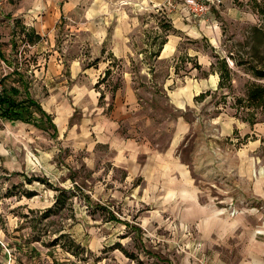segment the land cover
Masks as SVG:
<instances>
[{
    "label": "rangeland",
    "instance_id": "rangeland-1",
    "mask_svg": "<svg viewBox=\"0 0 264 264\" xmlns=\"http://www.w3.org/2000/svg\"><path fill=\"white\" fill-rule=\"evenodd\" d=\"M75 4L78 9L64 20L57 47L60 79L68 86L60 97L73 106L70 123L55 134L47 120L44 130L0 118V264H203L207 244L199 221L190 220L195 213L185 206L192 194L223 214L249 213L254 207L264 212V201L253 195L248 180L233 172L264 169V98L247 101L252 82L264 86L254 72L264 69V0ZM89 11L99 14L87 20ZM87 22L102 25L108 37L120 29L130 48L129 56L110 63V74L99 83L88 68L102 60L99 54L110 52L95 45L99 37L83 28ZM20 37L12 39L11 63L0 59V77L19 65L34 95L47 105L53 97L39 76L51 53L24 52ZM167 38L178 42L176 49L159 57ZM0 39L7 49L11 40ZM195 53L202 58L204 53L206 67L211 62L219 72L220 55L234 59L221 88L180 109L176 96L185 97L179 88L188 84V67L198 63ZM74 65L87 74L70 78ZM200 67L194 70L197 77L207 72L204 63ZM125 77L137 88L138 104L125 112L120 133L166 151L179 120L185 119L191 129L177 153L192 169H147L131 177L114 167L108 145L88 144L86 138L99 135L93 131L94 117L102 109L104 116L111 113L109 96ZM228 120L239 128L223 129ZM245 123L251 126L248 133Z\"/></svg>",
    "mask_w": 264,
    "mask_h": 264
},
{
    "label": "crops",
    "instance_id": "crops-1",
    "mask_svg": "<svg viewBox=\"0 0 264 264\" xmlns=\"http://www.w3.org/2000/svg\"><path fill=\"white\" fill-rule=\"evenodd\" d=\"M77 9L75 0H19L18 2L0 0V38L7 36L11 40L7 49H3L0 46V59L11 63L9 58L15 53L13 49L16 48L12 39L16 36H21V42L26 47L24 52L29 50V52L41 57L48 55L47 53H51L49 54L50 59L47 69L39 77L40 83L48 88L53 99L47 105L42 99L38 100V97L32 91L31 82L29 83L25 80V75L20 68L17 75L13 74V71L7 73L5 77L6 86L8 88L16 86L23 90V95L17 97V99L26 97L28 93L38 101L42 109L51 116L52 122L56 125V134L60 130V126L64 127L66 123H70V114H72L73 109L69 101L62 100L60 97L61 94L68 90V86L64 85V81L60 79L63 73L62 65L60 64V57L62 55L57 50L59 46V32L64 27V20L66 18L71 20V15ZM97 14L99 13L89 11L85 18L87 20L95 19ZM84 26L83 28L94 32L99 37V40H95V45L101 43L99 45L100 50L106 47L107 53L110 52L111 57H105L102 54L96 55L97 58L102 57V60L98 61L94 67L88 68V70L93 68L94 71H89L88 74L94 75L95 79L97 77V81L95 82L99 83L98 78H103L110 74V63L116 61V59L120 60L129 56L130 48L127 38L120 34V29L115 30L114 34L108 37L102 25L97 26L96 23L90 24L87 22ZM177 43L167 38L157 56L168 57L170 54H173ZM168 45L169 47H167ZM188 55L193 56L191 53ZM202 55L203 58L198 53L194 54V56H197L198 63L193 68L192 66L188 67L189 71L186 75L188 77V84H184L179 88L182 90L180 92L185 95V97L176 96L177 100L175 103L180 109L185 108L187 105L191 106V103H194L197 97L204 98L210 90H218L222 87L219 70H212L211 62H209L210 66L207 68L205 63L208 62V58L204 53ZM224 57L231 64L232 60L228 55H220V58ZM78 60L76 59L75 62L77 63ZM203 63L205 65V69L203 70L207 72L197 77L194 70L197 69L196 71L199 72L200 66ZM84 68L74 65L70 78L76 79L81 72L86 73ZM8 78H12L10 83H7ZM116 89V94L109 96V103L113 106L111 113H106L104 116L103 112L105 109H102L94 117L96 122L93 124V129L95 128L93 131H99V135L97 139H93L92 141L86 138L88 144H91L93 148L97 144L108 145L113 151L112 163L114 167L126 170L127 174L129 173L131 177L139 175L147 169H192L177 153L179 143L189 133L191 124L185 121V119L179 120L173 141L166 151L152 149L148 143L138 141L129 136H123L120 133V123L125 120L124 118L127 114L125 112L130 111L132 107L138 104L137 88L133 85L132 80L125 77L123 84ZM231 122L229 123V120L226 121L223 123L222 128L229 130L230 125L234 128H239L237 121L231 120ZM243 131L245 133L250 132L251 126L245 123ZM233 172H237V174L246 178L251 186L253 195L264 201V169H234ZM187 184L191 187V183ZM186 203H189L185 204V206L190 207V214L195 213L193 217H190V220L192 222L199 221L201 238H204L207 244V253L203 258V264H264L263 211L254 207L249 213L244 211L242 213L236 210L237 213L232 215L223 214V211L215 208L216 206L212 204L202 205L198 203L195 194H192Z\"/></svg>",
    "mask_w": 264,
    "mask_h": 264
},
{
    "label": "trees",
    "instance_id": "trees-1",
    "mask_svg": "<svg viewBox=\"0 0 264 264\" xmlns=\"http://www.w3.org/2000/svg\"><path fill=\"white\" fill-rule=\"evenodd\" d=\"M164 43L165 41H163L162 44ZM229 57L234 59V56L232 54H230ZM219 65L221 76L220 84L222 86L224 80L223 73L226 72V74L229 75L230 69L228 67V62L225 57L219 58ZM19 67V65H15L12 73L15 75L19 74ZM254 72L256 78L264 79V69H256ZM251 86L252 87L247 94V101L251 104H256L257 101L262 100L264 98V86L263 84L256 82H252ZM22 93L23 90H21L20 88L16 86H10L8 88L5 83L3 93L0 94V118L3 120L23 121L26 123H32L44 130L48 129L47 127H45L46 123L44 121L47 120L50 123V127L54 130V133L56 134V125L52 122L51 116L42 109L38 101L32 98L28 93L26 97L22 99H17V97L23 95ZM36 114L40 115L39 119L37 118Z\"/></svg>",
    "mask_w": 264,
    "mask_h": 264
},
{
    "label": "built area",
    "instance_id": "built-area-1",
    "mask_svg": "<svg viewBox=\"0 0 264 264\" xmlns=\"http://www.w3.org/2000/svg\"><path fill=\"white\" fill-rule=\"evenodd\" d=\"M203 6H204L203 9H206V6L205 5H203ZM204 11H206V10H204ZM6 75L7 74H5L3 77H5ZM3 77H0V94L3 93L4 87H5V82L3 80Z\"/></svg>",
    "mask_w": 264,
    "mask_h": 264
}]
</instances>
